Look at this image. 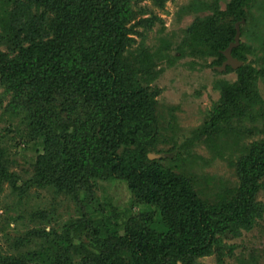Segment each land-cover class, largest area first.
Listing matches in <instances>:
<instances>
[{
	"label": "trees",
	"instance_id": "16d2710c",
	"mask_svg": "<svg viewBox=\"0 0 264 264\" xmlns=\"http://www.w3.org/2000/svg\"><path fill=\"white\" fill-rule=\"evenodd\" d=\"M166 1L154 0L160 7ZM137 2L0 0L1 114L20 118L25 140L39 148L26 180L12 171L0 147V184L52 187L83 209L80 219L67 220L63 233L35 230V249L0 251V264H204L198 259L219 250L224 236L251 229L262 218L264 204L257 198L264 189V129L263 137L242 141L247 123L264 125L258 89L263 72L248 61L250 46L240 38L234 47L233 56L244 62L235 69L237 79L217 81L221 97L194 133L207 136L219 155L223 147L238 152V181L226 187L219 182L221 192L203 198L192 171H175L164 159L148 156L156 151L161 126L155 98L160 91L151 85L160 72V53L132 36L139 33ZM260 3L212 5L211 13L186 29L178 51L194 59L212 57L210 65L220 66L236 22H249ZM192 140L182 146L189 150ZM102 178L125 180L131 209L143 204L154 220L137 214L119 219L117 208L103 215L107 207L94 192Z\"/></svg>",
	"mask_w": 264,
	"mask_h": 264
},
{
	"label": "rangeland",
	"instance_id": "374dc122",
	"mask_svg": "<svg viewBox=\"0 0 264 264\" xmlns=\"http://www.w3.org/2000/svg\"><path fill=\"white\" fill-rule=\"evenodd\" d=\"M228 2L229 0H167L160 7L154 0H138L136 9L139 12L135 21L139 33L132 35L138 43L143 42L147 48L150 47L151 52L160 53V72L151 85L160 91L155 98L158 100L161 126L154 143L157 145L156 151L151 153L160 155L154 159H164L162 162L175 171H182L183 168L192 171L197 178L201 195L210 199L215 198L224 187L237 183L235 160L238 152L230 147H223L224 151L219 155L212 149L207 136L197 137L194 133L202 128V123L221 97L217 81H235L237 73L235 69L227 68L218 71L210 65L212 57L194 59L181 54L178 47L186 29L197 16L203 17L211 13V6L214 4L225 9ZM260 2V6L254 5L251 9L253 20L250 17L248 23L246 20L241 22L240 28L244 27V34L242 32L240 38L241 42L251 48L248 61L263 72L258 80V89L264 100V47H261L264 44V0ZM2 110L0 108V147L7 150L12 171L27 180L34 170L39 148L30 140H25L23 133L26 127L20 123V118L11 119L1 114ZM247 125L249 131L245 130L246 126L242 127V141L245 144L263 137L260 133L264 125ZM189 139L193 142L187 150L182 145H187ZM221 141L223 142V137L218 140ZM219 182H225L226 185L219 187ZM94 186L96 197L107 207L103 215H113L109 211L117 208L119 219L137 214V217L147 219L148 222L154 220V213L150 217L143 204L131 209L133 198L125 180L102 178L97 179ZM82 187L85 185L82 184ZM257 199L264 204V189L259 192ZM82 211L76 199L55 188L28 187L23 182L15 186L10 182H3L0 184V251L16 254L20 250L35 249L36 243L40 241L34 237L35 230L55 229L58 233H63L67 220L80 219ZM94 216L96 220L101 218L100 215ZM114 216L113 223L116 224ZM74 242L79 244L80 241L75 238ZM219 258L222 260L221 264H264V213L251 229L242 228L237 235L224 236L219 250L198 260L204 264H216ZM80 259L81 257L77 261L80 262Z\"/></svg>",
	"mask_w": 264,
	"mask_h": 264
},
{
	"label": "water",
	"instance_id": "95a60500",
	"mask_svg": "<svg viewBox=\"0 0 264 264\" xmlns=\"http://www.w3.org/2000/svg\"><path fill=\"white\" fill-rule=\"evenodd\" d=\"M241 22H244V19L241 21H238L235 25L236 28V35L234 38V41H232L229 46L223 51V54L225 55L226 59L223 61V63L220 66H215L218 71H224L228 66H231L234 69H237L238 67H240L241 65H243V61L239 60L238 58L233 56V49L234 47L239 46L240 44V35H241V28H240V24ZM160 155L158 154H152L149 153V158L150 159H154L159 157Z\"/></svg>",
	"mask_w": 264,
	"mask_h": 264
}]
</instances>
